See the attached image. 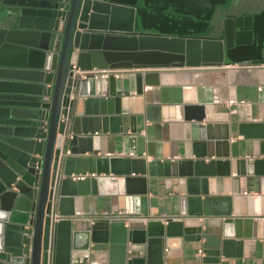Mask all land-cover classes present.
Masks as SVG:
<instances>
[{
	"label": "water",
	"instance_id": "water-1",
	"mask_svg": "<svg viewBox=\"0 0 264 264\" xmlns=\"http://www.w3.org/2000/svg\"><path fill=\"white\" fill-rule=\"evenodd\" d=\"M215 1L0 0V264H101L88 253L101 243L108 244V264H163L164 247L200 239L201 224L191 221L202 216L222 217L221 245L206 249L202 261L251 236L252 218L232 215L231 197L209 188L211 176L229 173L221 166L229 135L225 124L203 121V106L182 105L194 157L146 161L94 151L97 136L117 131L121 118L112 106L119 98L114 70L137 69L141 93L143 84L158 83V73L145 68L264 62V9L234 24L228 17L223 38L195 35ZM164 90L152 105L155 120L182 103ZM238 131L260 139L261 157L245 161L247 171L244 159L236 166L257 176L264 192V122ZM101 174L123 176L126 192L138 194L139 212L130 216L137 222L89 216L77 227L75 197L96 193ZM147 175L184 178L176 213L150 215Z\"/></svg>",
	"mask_w": 264,
	"mask_h": 264
},
{
	"label": "crops",
	"instance_id": "crops-1",
	"mask_svg": "<svg viewBox=\"0 0 264 264\" xmlns=\"http://www.w3.org/2000/svg\"><path fill=\"white\" fill-rule=\"evenodd\" d=\"M207 28L208 25L204 29ZM114 71H117L114 86L119 98L112 106L121 112V118L113 123L117 131L97 136L99 141L94 143L95 154L101 157L141 156L146 161L194 157L191 121L184 120L182 105H201L205 113L203 121L225 124L229 135L228 143L222 147L228 157L221 158L227 159L228 163L221 166L229 173L211 176L209 188L215 194L231 197L232 215L252 218L246 226L251 236L243 238L241 246L232 240L226 254L211 256L207 261H202L204 251L221 245L222 217L193 219V225L201 224L200 239L182 241L181 247H164L163 264H264V192L257 176L241 174L236 166L238 159H244L242 169L247 171L245 161L261 157L260 139L240 133L238 125L264 122V62L145 68L143 71L158 73V83L143 84L141 93L135 91L134 73L137 69ZM162 87H165L167 97L181 98L182 103L167 105L162 109L165 118L155 120L159 109L152 105L160 102ZM119 127L122 131H118ZM245 129L251 132L248 126ZM146 186V206L150 215L178 211V198L185 193L183 177L147 175ZM73 204L80 216L77 227L85 225L89 216L125 218V223L129 224L139 220L130 217L139 212V196L126 192L124 178L120 175L101 174L96 193L76 196ZM88 253L91 259L108 264L107 243L91 245Z\"/></svg>",
	"mask_w": 264,
	"mask_h": 264
},
{
	"label": "flooded vegetation",
	"instance_id": "flooded-vegetation-1",
	"mask_svg": "<svg viewBox=\"0 0 264 264\" xmlns=\"http://www.w3.org/2000/svg\"><path fill=\"white\" fill-rule=\"evenodd\" d=\"M263 9L264 0H216L208 7V11L204 15V18H207V30L210 33L208 37L223 38V23L225 20H229L228 17H232L230 22L233 23L237 16L254 14Z\"/></svg>",
	"mask_w": 264,
	"mask_h": 264
},
{
	"label": "rangeland",
	"instance_id": "rangeland-1",
	"mask_svg": "<svg viewBox=\"0 0 264 264\" xmlns=\"http://www.w3.org/2000/svg\"><path fill=\"white\" fill-rule=\"evenodd\" d=\"M209 30H205V29H202V30H199L196 32V36H209Z\"/></svg>",
	"mask_w": 264,
	"mask_h": 264
},
{
	"label": "built area",
	"instance_id": "built-area-1",
	"mask_svg": "<svg viewBox=\"0 0 264 264\" xmlns=\"http://www.w3.org/2000/svg\"><path fill=\"white\" fill-rule=\"evenodd\" d=\"M229 102H233V99H229L228 100ZM67 152V151H66ZM74 179L75 178H83L84 177V175H75V174H70ZM56 186V183L53 185V187L52 188H54ZM199 252H201V250H199Z\"/></svg>",
	"mask_w": 264,
	"mask_h": 264
},
{
	"label": "bare ground",
	"instance_id": "bare-ground-1",
	"mask_svg": "<svg viewBox=\"0 0 264 264\" xmlns=\"http://www.w3.org/2000/svg\"><path fill=\"white\" fill-rule=\"evenodd\" d=\"M191 91V90H190ZM187 96V95H186ZM193 96V95H192Z\"/></svg>",
	"mask_w": 264,
	"mask_h": 264
}]
</instances>
